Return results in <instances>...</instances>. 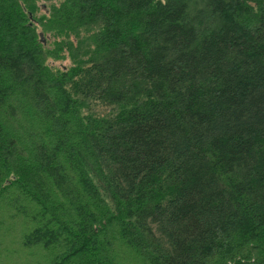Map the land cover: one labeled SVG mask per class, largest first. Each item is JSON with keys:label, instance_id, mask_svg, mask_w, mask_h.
<instances>
[{"label": "trees", "instance_id": "1", "mask_svg": "<svg viewBox=\"0 0 264 264\" xmlns=\"http://www.w3.org/2000/svg\"><path fill=\"white\" fill-rule=\"evenodd\" d=\"M0 213V264H264V0H0Z\"/></svg>", "mask_w": 264, "mask_h": 264}, {"label": "rangeland", "instance_id": "2", "mask_svg": "<svg viewBox=\"0 0 264 264\" xmlns=\"http://www.w3.org/2000/svg\"><path fill=\"white\" fill-rule=\"evenodd\" d=\"M5 134L8 137H9V135L11 136L9 131H7V133H5ZM27 135H29V133L26 131V132H24V135H22V138L25 139ZM22 143H25V141L22 140ZM34 143H35V146H37V144H38V145H40V147H43V151H38V153L39 152L45 153V152L48 151V149H47L48 147H46L44 145V143H47L49 145V143H52V142H51L49 136H46L42 140L37 139ZM27 155H29V153H27ZM27 155L19 158V160L23 161L24 163H26V165L31 166V163L33 162V157H35L36 154H34V156H31V157H27ZM25 159L26 160H30L31 163H30V161H26ZM31 178H32V180L42 179L44 181L45 180H47V181H49V180H57V178H56L54 173H52L51 171H49V172L46 171L45 169L42 168V166H40V168L38 170H32ZM22 204H25V202H23ZM29 207L31 209V212L33 213L34 210H35L34 206L31 204ZM1 213L4 214L3 212H1ZM1 213H0V216L2 215ZM55 215H57V214H55ZM8 224H11V222L10 223H6L4 221V219L0 220V229H2V231H4L3 235H5L4 237H1L0 245H3V244L5 245L9 241L13 242V240L16 243L17 241H19V239H21L23 237V235L25 233L28 232V230H27L28 225L24 226V224L21 223V222L19 223L20 228L13 227V224L11 226L8 225ZM12 248H15V247L13 246ZM35 252L37 254H39L38 250H36ZM112 255L114 256V258H112V260H114V262H116L115 264H134V263H132L129 260L127 255L123 256L122 253H119L118 252V248H115V251H114V253H112ZM115 259H116V261H115Z\"/></svg>", "mask_w": 264, "mask_h": 264}]
</instances>
